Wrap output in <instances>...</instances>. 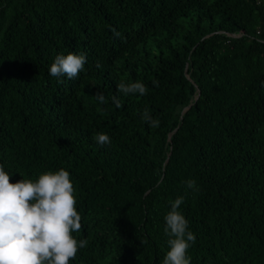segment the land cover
<instances>
[{
  "label": "trees",
  "instance_id": "1",
  "mask_svg": "<svg viewBox=\"0 0 264 264\" xmlns=\"http://www.w3.org/2000/svg\"><path fill=\"white\" fill-rule=\"evenodd\" d=\"M69 52L84 70L50 76ZM0 165L69 172L70 264H162L181 196L190 264H264V0H0Z\"/></svg>",
  "mask_w": 264,
  "mask_h": 264
},
{
  "label": "clouds",
  "instance_id": "2",
  "mask_svg": "<svg viewBox=\"0 0 264 264\" xmlns=\"http://www.w3.org/2000/svg\"><path fill=\"white\" fill-rule=\"evenodd\" d=\"M86 62L83 54L61 53L55 57L49 74L74 80L84 70ZM117 90L124 95L138 93L140 96L148 91L139 81L121 82ZM96 98L105 102L102 92H97ZM141 118L150 127L159 125L147 108ZM94 139L102 146L111 143L104 133H97ZM184 183L187 189L199 190L193 179ZM74 193L70 174L63 168L40 174L35 181L21 179L13 183L11 175L0 165V264H70L78 250L88 243L86 239L78 241L73 236L82 228ZM183 202L182 196L170 201L171 209L164 217L169 250L162 264H190L187 251L196 237L188 230V221L178 210Z\"/></svg>",
  "mask_w": 264,
  "mask_h": 264
}]
</instances>
